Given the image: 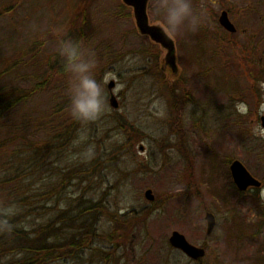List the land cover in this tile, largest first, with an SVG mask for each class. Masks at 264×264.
<instances>
[{"label": "rangeland", "instance_id": "obj_1", "mask_svg": "<svg viewBox=\"0 0 264 264\" xmlns=\"http://www.w3.org/2000/svg\"><path fill=\"white\" fill-rule=\"evenodd\" d=\"M22 2L19 16L0 21L9 32L0 37L13 38L0 44V53H10L12 41L31 39L55 52L63 33L53 28L62 27L96 53V78L107 94V111L96 122L79 123L60 153L38 159L36 182L28 187L35 198L53 193L41 211L50 217L83 200L92 206L88 246L53 264H264V0H193L203 23L195 33L171 35L175 78L160 70L165 50L138 33L122 0ZM159 3H148L152 24H161ZM222 10L236 32L219 25ZM111 80L117 108L108 99ZM31 82L19 80L22 87ZM49 95L36 92L26 101L31 116L47 108ZM235 159L260 187L235 188L228 167ZM148 189L154 200L146 199ZM207 212L216 219L210 234ZM173 231L205 254L192 259L172 247Z\"/></svg>", "mask_w": 264, "mask_h": 264}, {"label": "trees", "instance_id": "obj_2", "mask_svg": "<svg viewBox=\"0 0 264 264\" xmlns=\"http://www.w3.org/2000/svg\"><path fill=\"white\" fill-rule=\"evenodd\" d=\"M19 3L20 0H0V21L19 16L24 2ZM2 32L4 28L0 26ZM3 39L0 37V44L8 46L13 38ZM73 39L77 40L76 36ZM45 42L31 39L18 45L12 41L10 45L16 44L13 50L0 53V264H53L67 260L88 246L93 225L89 219L92 212H87L92 208L86 204L88 200L80 201L74 210L63 208L50 217L41 212L53 195L50 189L36 198L28 190L36 182L38 159L60 153L77 136L79 124L68 112L69 77H58L64 71L63 61L53 60L57 52L45 51ZM160 70L164 72L161 67ZM23 78L32 80L31 86L22 87L19 80ZM61 87L66 91L62 92ZM36 92L49 93V104L31 116L25 103ZM9 135L13 136L11 141ZM14 145L19 147L9 148ZM39 215L46 218L45 223L40 224Z\"/></svg>", "mask_w": 264, "mask_h": 264}, {"label": "clouds", "instance_id": "obj_3", "mask_svg": "<svg viewBox=\"0 0 264 264\" xmlns=\"http://www.w3.org/2000/svg\"><path fill=\"white\" fill-rule=\"evenodd\" d=\"M155 12L168 35L195 33L203 23V13L195 10L193 0H160ZM53 31L63 33L57 41L56 52L63 61L64 72L69 77V115L81 125L96 122L107 111V94L95 75L96 53L84 47L82 42L71 38L62 27H55ZM191 108L190 103L186 105V113ZM93 154L92 146L84 153L89 159Z\"/></svg>", "mask_w": 264, "mask_h": 264}, {"label": "water", "instance_id": "obj_4", "mask_svg": "<svg viewBox=\"0 0 264 264\" xmlns=\"http://www.w3.org/2000/svg\"><path fill=\"white\" fill-rule=\"evenodd\" d=\"M126 5L132 7V14L141 35H147L153 42L159 44L164 50V64L163 69L169 68L173 75L178 74V66L176 63V47L174 39L167 34L164 27L160 23H150L147 15V3L149 0H122ZM219 24L229 32H235L236 28L230 21L227 12L224 10L218 17ZM114 86L113 81L109 82L108 89L111 92L110 104L113 107H117V100L112 93ZM262 126H264V117H262ZM231 177L236 187L243 191L249 186L259 187L261 182L251 175L244 164L238 160H233L229 165ZM146 199L153 200L154 196L151 189H148L144 193ZM207 224V233L210 234L215 226V217L212 213L207 212L205 215ZM169 243L171 246L180 249L188 257L197 259L205 254V249L195 246L187 241L185 236L178 231H173L169 237Z\"/></svg>", "mask_w": 264, "mask_h": 264}]
</instances>
